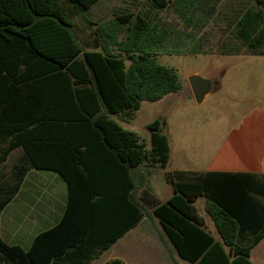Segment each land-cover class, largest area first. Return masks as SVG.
Wrapping results in <instances>:
<instances>
[{
    "label": "trees",
    "instance_id": "1",
    "mask_svg": "<svg viewBox=\"0 0 264 264\" xmlns=\"http://www.w3.org/2000/svg\"><path fill=\"white\" fill-rule=\"evenodd\" d=\"M97 1L0 0V49L12 56L5 59L0 50V67L10 64L12 82L28 83L15 92L27 88L34 99L13 105L15 115L6 109L0 113V215L30 170L55 171L68 188L60 222L37 234L28 249L0 239V264H91L124 233L106 239L105 232H88L70 221L76 192L89 197L85 185L91 182L73 178V171H86L81 162L94 143L110 149L129 172L128 189L140 190L180 258L191 264H252L251 249L264 238V174L166 171L173 195L160 202L151 193L149 177L155 169L165 170L170 159L165 121L157 118L147 125L148 142L122 124L133 119L142 102L179 91L176 71L147 52L163 47L170 31L161 20L140 13L120 12L96 22L88 11ZM204 1L148 0L156 9L172 8L186 26L203 20ZM253 1L255 7L234 12L233 35L248 55L263 56L264 0ZM56 137L64 157L44 162L41 147ZM81 145L86 149L75 150ZM16 148L21 155L7 170L3 164ZM197 198L204 199L202 211L219 239L203 228Z\"/></svg>",
    "mask_w": 264,
    "mask_h": 264
},
{
    "label": "crops",
    "instance_id": "2",
    "mask_svg": "<svg viewBox=\"0 0 264 264\" xmlns=\"http://www.w3.org/2000/svg\"><path fill=\"white\" fill-rule=\"evenodd\" d=\"M204 3V9L200 13L203 16V20L194 21L193 24L200 23L203 26L202 32H217L220 34L218 35L219 38L223 39L229 37L234 39L232 27L235 18L234 12L240 8L255 7L253 0H205ZM164 9L167 8L156 9L150 5L148 11L145 10L140 14H148L160 20L159 13ZM105 20H97L96 22ZM221 21L225 24H221ZM77 24L82 27L79 22ZM3 52L6 54L3 58L11 60L10 51L4 48ZM226 53L233 55L247 54L245 49H242L237 54ZM4 66L5 68L0 67V113L6 109L8 115L12 116L15 115L12 112L15 108L13 105L18 103L27 104V102L34 101L33 91L31 90L28 94L26 88L24 91L22 90L24 93L17 94L15 92L16 89L24 85L27 86L28 83L12 82V75L6 70V68L8 70L11 69L10 64H5ZM13 72L14 77L18 76V70ZM203 80L209 81V79ZM42 85L43 82H41L40 92L44 96L42 91L44 87ZM30 87H33V85L31 84ZM45 99H47V95H45ZM237 139L243 142L240 148L246 152L243 160H229L216 155L201 169H168V167L165 170L155 169L148 179V187L151 193L160 202L167 201L173 195L172 186L166 179H164L166 184L163 189L164 193L156 189L153 178L158 172L163 174L166 171L264 174V162L252 154V151H254L252 141L256 140L255 134L246 129V131L241 132ZM55 140V143L42 145L41 159L44 162L48 160L53 162L60 161L64 157L62 154L63 146L57 141L58 137ZM84 149H86L85 145H81L75 150L81 151ZM88 151V154L84 155L81 162V165L85 166L86 171L74 170L73 178L76 176L77 178L89 177L91 182L85 185V187L89 188V197H86V193L81 190L76 192L74 199L76 203L71 211L72 218H70V221L75 226L84 227V230L88 232L93 230L105 232L106 239L114 237L119 232H124L91 264H104L114 259L122 261L123 264H191L179 257L164 234L161 224L152 215L151 209H147L145 199L140 197V190L132 193L128 189L129 172L124 169L115 154L100 143L90 144ZM20 155L21 149H14L3 166L6 168L12 167ZM35 156L37 158V154ZM10 160L13 161L9 164ZM78 179L80 180V178ZM198 202L203 208L204 200L200 201V198H197L195 201V207L201 218L203 228L216 239H219L209 218L197 208ZM67 203V184L59 173L44 169L28 171L21 188L1 212L0 239L7 244L18 245L23 249H28L37 234L49 230L60 222L67 209ZM7 209H9L10 218L13 220L10 232L7 230V224L4 221V214ZM140 212L142 214L141 217H139Z\"/></svg>",
    "mask_w": 264,
    "mask_h": 264
},
{
    "label": "rangeland",
    "instance_id": "3",
    "mask_svg": "<svg viewBox=\"0 0 264 264\" xmlns=\"http://www.w3.org/2000/svg\"><path fill=\"white\" fill-rule=\"evenodd\" d=\"M149 4L148 0H98L88 15L97 21L120 12L139 14L148 11ZM159 15L170 33L163 47H153L147 52L176 71L180 89L159 101L142 102L133 119L122 124L123 127L148 142L147 125L154 119H164L171 149L168 169H201L216 155L243 160L246 152L240 148L243 142L237 138L246 129L256 136L252 154L264 162V55L221 54L242 49L235 45L233 38L223 39L217 32H202L200 23L186 26L172 8L162 10ZM192 75L210 81L209 92L199 103L189 86ZM164 179V174L159 172L153 178L156 189L162 193L166 187ZM196 206L203 213L199 202ZM4 221L10 232L13 220L9 209ZM250 261L263 263L264 238L251 249Z\"/></svg>",
    "mask_w": 264,
    "mask_h": 264
},
{
    "label": "water",
    "instance_id": "4",
    "mask_svg": "<svg viewBox=\"0 0 264 264\" xmlns=\"http://www.w3.org/2000/svg\"><path fill=\"white\" fill-rule=\"evenodd\" d=\"M189 86L195 101L199 103L209 92L210 82L208 80H203L196 75H192L189 78Z\"/></svg>",
    "mask_w": 264,
    "mask_h": 264
}]
</instances>
